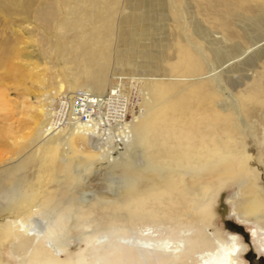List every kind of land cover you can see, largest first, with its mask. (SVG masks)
<instances>
[{"label": "bare ground", "instance_id": "6f19581e", "mask_svg": "<svg viewBox=\"0 0 264 264\" xmlns=\"http://www.w3.org/2000/svg\"><path fill=\"white\" fill-rule=\"evenodd\" d=\"M4 1L20 13L26 12L31 4L29 0H0V6ZM53 1L56 6L63 4L62 8L67 5V0ZM198 1L157 0L155 5L162 7V11L148 14L150 19L166 20V25L175 24L173 30H168L167 42L157 41L156 54L161 60L167 57L172 72L191 75L170 77V82H174L170 87L177 89L170 98L184 109L180 110L183 114H175V117L170 114V123L164 120L162 112L167 111H162L165 99L161 93L169 87L167 80L141 73V112L133 115L125 124V130L116 134L119 136L117 145L109 134L101 141L91 138L80 124L44 135V122H40L35 141L41 148L37 174L45 166L54 183L53 190L42 195L36 188L31 194L17 191L21 184L29 183L20 172L31 163L32 153L22 155L10 168L0 172L1 181L8 183L0 184V209L3 198L13 205L10 216L1 226L10 232L12 243L9 252L2 253L0 264H73L71 254L75 240L66 236L73 228L85 230L81 240L90 243L91 264L102 261L110 248L122 253L130 250V258L137 261V257H147L160 246L164 250L184 252L182 258L169 259L162 264H243L240 260L242 246L237 236L229 234L224 241L209 231V210L227 183L237 181L239 186L230 198L237 219L264 233V189L257 183L258 169L252 166L256 158L247 145L251 135L264 149V116L255 111L256 106L264 107V101L260 103L244 92L234 93L237 86L246 82L248 74H255L258 69H262L259 77L264 80V0ZM140 3L138 0H108L109 22L118 26L131 18L136 20V14L130 11ZM98 18L103 20V16ZM77 28L72 25L66 27V31L74 32ZM133 40L141 57L146 58V53L154 55L155 49H143L140 39ZM172 40L174 44L170 46L172 52L168 58L167 47ZM221 59L229 63L221 66ZM149 60L143 59L140 63L149 69L154 66ZM173 60L179 61L172 64ZM232 68L245 72L227 81L225 73ZM217 69H220L218 74ZM144 81L148 83L145 85ZM187 81L191 83H183ZM65 82L70 90L85 88L95 94L110 86L102 74L93 82L86 80L83 87L76 78L66 77ZM37 112L42 114L40 109ZM80 140L97 155L94 159L103 160L118 172V181L110 186L111 199L73 194L79 172L73 170L71 156L84 150L78 144ZM133 148L141 152L138 162L131 159ZM262 153L264 150L259 155L264 162ZM84 155L77 166L92 161V154ZM50 157L53 164L48 166ZM58 160L63 165L60 169L55 163ZM93 205L102 208L101 215L92 214ZM137 225L146 226L139 235L123 234L124 230ZM158 232L178 237L179 246H170L169 238L155 241L153 235ZM80 263L82 260H77L76 264Z\"/></svg>", "mask_w": 264, "mask_h": 264}, {"label": "rangeland", "instance_id": "374dc122", "mask_svg": "<svg viewBox=\"0 0 264 264\" xmlns=\"http://www.w3.org/2000/svg\"><path fill=\"white\" fill-rule=\"evenodd\" d=\"M29 1L31 4L24 13H20L14 6L9 5L8 1H4V5L0 6V172L10 168L19 158L32 153L31 163L20 172V175L27 178L29 183L21 184L19 188L17 187V191L31 194L34 190L39 189L42 195L53 190L54 183L46 173L45 166L40 170V176L37 174V160L41 155V148L35 144L36 135L40 122L42 123L46 119V107L59 93L70 90L65 82L66 77L78 79L79 86L83 87L86 80L93 82L101 74L105 77L108 85L113 81V79L109 80L111 76L113 78L114 76L130 75L140 77L142 73L143 76H152L153 78L155 75H159L158 77L161 76L167 80L165 83L169 86L161 94L165 99L164 106L167 107H162V111H167L162 112V116L170 123V114L174 117L175 114L180 116L183 114L180 110H184L176 106L177 101L170 98L177 91L176 87H170V83L174 84V82H170V77L184 76L183 78H188L191 75L172 72L167 57L165 60H161L162 57L159 56L151 58L149 61L154 66L149 69L143 63L138 62L147 58L138 54L136 51L138 46L135 45L133 39H140L141 47L144 46L143 49L145 47L146 49H157V41L167 42L170 38L168 30H173L175 26L172 22H170V26L164 24L167 23L164 19L149 18V13L156 14L163 9L155 5L157 0H138L141 3L130 11L136 14L137 19L131 18L118 26L114 22H109L111 11L108 10V0H67V5L64 8H62L63 4L56 6L53 0ZM193 1L199 2L198 0ZM98 16H103V20ZM72 25L79 28L74 32H67L66 27ZM83 28L85 30L80 31ZM125 35L126 37H124ZM235 41L233 40V43ZM173 44L174 40L167 47L168 58L172 52L170 46L173 47ZM244 45L246 46V43ZM7 49H10V52ZM159 55L161 54L159 53ZM177 61L179 60L171 62L173 64ZM220 61V65L224 67L229 63L226 59ZM132 62L135 63V66L131 64ZM262 63L264 64V56ZM219 70H216L217 74ZM227 70L224 76L226 80H230L235 75H241L239 72H245L237 71L234 68ZM261 70L258 69L255 74L249 73L246 82L237 86L234 93L244 92L253 96L252 99L260 103L263 102L264 80L259 77ZM146 83L148 81H144L145 85ZM181 83L180 85H182ZM183 83L190 84L191 81ZM140 89L142 90L141 87ZM143 89L147 90V86ZM106 90L107 87L101 93ZM215 92L217 93L216 89ZM38 109L42 111L41 115L37 112ZM255 111H260L264 116V107L256 106ZM140 112L139 107L133 115ZM248 139L249 150L256 158L252 162V166L258 169L257 183L264 189V162L259 156L264 149L254 136L249 135ZM78 144L84 150H79L71 156L73 157L71 162L73 170L76 173L79 172L77 173L78 181L72 188L73 194L75 196L80 193L85 196L92 194L99 198L111 199L110 186L112 187L118 181V172L109 168L103 160L94 159L97 155L92 153L81 140ZM114 145H117V142ZM57 151L60 152L61 149L59 148ZM88 153L92 154V161L77 166L80 159L85 157L84 154ZM140 153L137 148L130 150L133 162H138L141 158ZM51 163L53 164V161L50 157L47 165L49 166ZM55 163L58 169L63 167L60 160ZM14 175L18 176L19 174L15 172ZM1 182L0 179V184ZM2 183L8 184L7 182ZM227 184L228 186L224 188L225 191L223 190L220 197L210 206L208 229L224 241L228 239L229 234L237 236L238 242L242 246L240 260L243 264H264V233L260 234L251 224H244L237 219L230 198L235 195L239 184L237 181ZM1 193L2 187H0V196ZM93 207L90 208L91 212L95 210L92 214L101 215L102 208L100 209L97 205H93ZM11 208L13 205L9 199L3 198V207L0 209V252L2 250L0 258L6 254L4 251L9 252L8 248L12 243L10 232L7 233L5 228L1 227L4 225V219L10 216ZM15 210L22 211V208H15ZM145 227L137 225L131 227V230H124L123 234L125 236L139 235ZM84 231V229L73 228L66 235L75 240L72 249L74 253L71 254L73 264H76L77 260H82L80 264H91L90 247L88 246L90 243L86 239L81 240ZM161 234L155 233L154 240L165 241L169 238L170 246H179L178 237ZM98 244L101 243H95V245ZM131 252L128 250L126 253H122L118 249L110 248L106 251V257L94 264H109L110 262L113 264H162L169 259L175 261L184 256V252L178 250L172 252L171 249L170 251L164 250L163 246H160L147 257H137V261H134L130 258ZM62 258L64 259L65 256L62 255Z\"/></svg>", "mask_w": 264, "mask_h": 264}, {"label": "built area", "instance_id": "2783aa9c", "mask_svg": "<svg viewBox=\"0 0 264 264\" xmlns=\"http://www.w3.org/2000/svg\"><path fill=\"white\" fill-rule=\"evenodd\" d=\"M106 91L95 94L85 88L59 93L48 109L43 133L49 135L80 124L93 139L104 140L109 134L118 142L142 97L141 78L137 75L115 76Z\"/></svg>", "mask_w": 264, "mask_h": 264}, {"label": "crops", "instance_id": "0c3cea01", "mask_svg": "<svg viewBox=\"0 0 264 264\" xmlns=\"http://www.w3.org/2000/svg\"><path fill=\"white\" fill-rule=\"evenodd\" d=\"M146 55H147V59H151V58H154V57H156V56H158V54H156V49L154 50V55L152 54V55H150V54H147L146 53ZM141 61H143V60H141ZM141 61H138V62H141Z\"/></svg>", "mask_w": 264, "mask_h": 264}]
</instances>
